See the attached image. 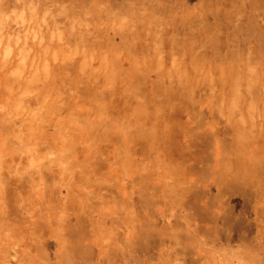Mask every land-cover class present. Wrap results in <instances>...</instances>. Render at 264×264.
<instances>
[{"label":"rangeland","instance_id":"obj_1","mask_svg":"<svg viewBox=\"0 0 264 264\" xmlns=\"http://www.w3.org/2000/svg\"><path fill=\"white\" fill-rule=\"evenodd\" d=\"M0 264H264V0H0Z\"/></svg>","mask_w":264,"mask_h":264},{"label":"bare ground","instance_id":"obj_2","mask_svg":"<svg viewBox=\"0 0 264 264\" xmlns=\"http://www.w3.org/2000/svg\"><path fill=\"white\" fill-rule=\"evenodd\" d=\"M244 59H245V61H247V59H252L251 57V53H244ZM18 64H20V62L18 63ZM22 66H23V64H22ZM48 68V67H47ZM25 68H23V70H24ZM211 70V69H210ZM22 71V70H21ZM48 74V73H47ZM49 76V75H48ZM47 76V77H48ZM231 77H232V74H230L229 75V82L231 81ZM241 76H240V74H237L236 76H234V78H233V82H230V83H235L237 86H240V85H242L243 83H244V81H242L241 79ZM46 79H48V78H46ZM27 97V96H26ZM25 97V98H26ZM25 98H23L24 100H25ZM18 104H19V101H18ZM20 105V104H19ZM23 105V104H22ZM61 105V104H60ZM17 110V109H16ZM39 112H41V111H39ZM229 117H231V116H229ZM17 118V117H16ZM30 123H33V122H31L30 121ZM18 131V130H17ZM20 131V130H19ZM48 156V155H47ZM49 158V157H48Z\"/></svg>","mask_w":264,"mask_h":264}]
</instances>
